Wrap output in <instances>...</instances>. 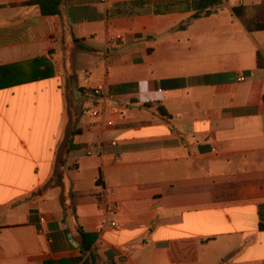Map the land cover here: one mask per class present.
Returning <instances> with one entry per match:
<instances>
[{
    "label": "crops",
    "instance_id": "obj_1",
    "mask_svg": "<svg viewBox=\"0 0 264 264\" xmlns=\"http://www.w3.org/2000/svg\"><path fill=\"white\" fill-rule=\"evenodd\" d=\"M28 1L0 0V264L79 259V228L98 264H264L263 0Z\"/></svg>",
    "mask_w": 264,
    "mask_h": 264
},
{
    "label": "trees",
    "instance_id": "obj_2",
    "mask_svg": "<svg viewBox=\"0 0 264 264\" xmlns=\"http://www.w3.org/2000/svg\"><path fill=\"white\" fill-rule=\"evenodd\" d=\"M65 0H29L24 3V6L38 7L43 15L60 16L62 14V7ZM224 4V0H201L199 4V11L204 9L220 7ZM255 15L251 21L244 22L247 30L250 33L264 32V0L261 5L256 6ZM234 13L239 17L243 18L244 8H234ZM257 67L258 69H264V51L257 53ZM264 100V98H263ZM76 133H72L74 136ZM72 148H77L76 145H72ZM264 208V207H263ZM264 228V224L262 225ZM78 234L80 236V250L82 257L76 260L66 262L67 264L80 263L87 256L84 264H98L97 255L94 254V248L98 241V235L96 233L85 232L84 229L79 228ZM61 262L60 264H63Z\"/></svg>",
    "mask_w": 264,
    "mask_h": 264
},
{
    "label": "built area",
    "instance_id": "obj_3",
    "mask_svg": "<svg viewBox=\"0 0 264 264\" xmlns=\"http://www.w3.org/2000/svg\"><path fill=\"white\" fill-rule=\"evenodd\" d=\"M238 81L239 82L245 81V77L240 76L238 78ZM103 95H104V89L102 87H98V88H95L93 90L86 91L85 93L82 94V96L84 98H88V99H91L93 101H96L97 99H99V97H102ZM88 113L90 116H92L93 118H95L97 120L103 118V112L98 107H92L91 109L88 110ZM108 125L113 126V122H109ZM103 199H105V198H103ZM112 225L114 226L115 224L113 223Z\"/></svg>",
    "mask_w": 264,
    "mask_h": 264
},
{
    "label": "rangeland",
    "instance_id": "obj_4",
    "mask_svg": "<svg viewBox=\"0 0 264 264\" xmlns=\"http://www.w3.org/2000/svg\"><path fill=\"white\" fill-rule=\"evenodd\" d=\"M254 15H255V9H254ZM71 108H69V130L70 132L73 131L72 133H75V129L78 124V121L80 119V116L82 115V109L81 107L77 106V105H70ZM76 111V112H75ZM78 112V114H76ZM61 154L63 155V151L61 152Z\"/></svg>",
    "mask_w": 264,
    "mask_h": 264
}]
</instances>
